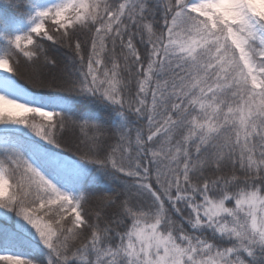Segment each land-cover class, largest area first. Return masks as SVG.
<instances>
[{
    "label": "snow or ice",
    "instance_id": "snow-or-ice-1",
    "mask_svg": "<svg viewBox=\"0 0 264 264\" xmlns=\"http://www.w3.org/2000/svg\"><path fill=\"white\" fill-rule=\"evenodd\" d=\"M0 264H264V0H0Z\"/></svg>",
    "mask_w": 264,
    "mask_h": 264
},
{
    "label": "trees",
    "instance_id": "trees-1",
    "mask_svg": "<svg viewBox=\"0 0 264 264\" xmlns=\"http://www.w3.org/2000/svg\"><path fill=\"white\" fill-rule=\"evenodd\" d=\"M21 71H22V72H27L28 70H27L26 68H23V67H22ZM45 71H47V70H45Z\"/></svg>",
    "mask_w": 264,
    "mask_h": 264
}]
</instances>
